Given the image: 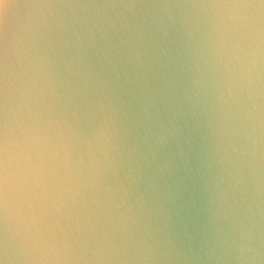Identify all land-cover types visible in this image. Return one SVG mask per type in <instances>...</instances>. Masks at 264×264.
<instances>
[{
	"label": "clouds",
	"instance_id": "1",
	"mask_svg": "<svg viewBox=\"0 0 264 264\" xmlns=\"http://www.w3.org/2000/svg\"><path fill=\"white\" fill-rule=\"evenodd\" d=\"M0 264H264V0H0Z\"/></svg>",
	"mask_w": 264,
	"mask_h": 264
}]
</instances>
